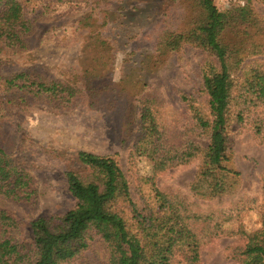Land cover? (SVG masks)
I'll return each mask as SVG.
<instances>
[{
	"label": "rangeland",
	"instance_id": "1",
	"mask_svg": "<svg viewBox=\"0 0 264 264\" xmlns=\"http://www.w3.org/2000/svg\"><path fill=\"white\" fill-rule=\"evenodd\" d=\"M21 1L27 17L36 20L28 39L37 52L36 61L22 60V65L29 66L14 61L3 68V74L14 78L30 69L54 79L61 73L75 76L82 68H90L96 93L79 94L82 97L65 111L56 110L49 102H38L20 111L23 130L38 144L35 150L18 154L30 160L38 200L27 205L0 196V208L21 218L27 228L39 217L64 216L76 205L66 172L73 169L83 176L88 173L75 160L69 161L70 155L86 151L117 158L128 192L121 182L115 209L130 231L141 234L139 216L152 213L165 217L160 207L167 200L187 215L200 216L192 226L202 237L200 260L192 263L186 247L176 248L171 264H240L239 252L251 236L259 234L264 245V136L256 134L254 118L231 124L233 166L241 177L236 189L220 198L209 200L192 191L199 159L156 172L154 164L137 149L145 100L170 146H181L195 138L203 145L208 143V139L197 136L193 106L184 97L194 98L195 107L208 115L202 71L214 57L189 44L171 52L160 47L166 36L186 28L194 16L191 1L131 0L127 7L137 6L138 13L120 18L111 15L106 23L99 11L91 15L94 0L62 4L56 0ZM214 3L225 14L246 8L253 12L255 22L245 23L241 17L235 34L228 38H252L247 42V57L241 56L245 69L234 71L237 93L245 72L248 75L255 67L264 70V54L252 55L257 51L253 42L260 43L264 38V0ZM44 12L47 17L41 18ZM98 33L105 47L100 46L101 41L91 40ZM91 44H99L101 52L95 54ZM5 85L1 83L0 91ZM257 113L264 116V109L259 108ZM11 117L0 122V143L14 154L19 131L15 115ZM162 236L172 242L178 238L179 228L170 222ZM106 253V246L96 241L81 257L66 264H103Z\"/></svg>",
	"mask_w": 264,
	"mask_h": 264
},
{
	"label": "trees",
	"instance_id": "2",
	"mask_svg": "<svg viewBox=\"0 0 264 264\" xmlns=\"http://www.w3.org/2000/svg\"><path fill=\"white\" fill-rule=\"evenodd\" d=\"M56 1L61 4L75 2ZM128 1L131 0H94L91 15L99 11L105 23L111 15L119 18L121 15L134 16L139 9L137 6L127 7ZM188 1L192 3L194 16L185 29L165 35L160 47L171 52L189 44L210 52L214 57L202 71L208 115H203L195 107L194 98L184 97L193 106L191 111L197 136L208 139V143L203 145L195 138L181 146H170L145 100L138 124L137 149L154 164L156 172L199 159L201 164L192 191L210 200L232 193L241 177L233 166L231 124L254 118L256 134L264 136V116L257 113L259 108L264 109V70L255 67L248 75L245 72L237 93L234 91V71L245 69L241 56L247 57L250 51L247 42L252 38H237L235 41L228 38L229 34H235L241 17L245 23L255 22L252 10L235 9L225 14L214 0ZM40 17H47V13ZM35 22L27 17L21 0H0V85L6 84V88L0 91V122L15 115L19 131L14 154L0 143V196L27 205L37 202L38 188L30 160L18 154L35 150L38 144L23 130L20 111L38 102H49L56 110L65 111L73 106L74 100L82 97L79 94L96 93L90 68H82L75 76L71 72L61 73L54 79L30 69L14 78L3 74V68L14 61L21 65L22 60L36 61L34 55L37 52L28 40L34 32ZM246 35L250 37L249 33ZM91 40L96 43L99 40L100 46L105 47L102 34H93ZM252 45L259 52L252 55L264 54V38ZM91 47L95 54L101 52L99 44H91ZM70 156L69 161L75 160L88 170L86 176L73 169L65 174L69 191L76 201L75 207L62 217H39L28 228L21 218L0 208V264H66L81 257L96 241L107 248L103 264H171L176 248L182 250L185 247L192 263L200 260L202 237L192 228L200 216L187 215L167 200L160 207L165 217L159 218L152 213L139 216L141 234L134 233L115 209L120 184L124 180L117 158L86 151ZM122 185L127 193V184L123 182ZM170 222L179 228V236L172 242L162 236ZM215 229L219 231L220 226L216 225ZM238 257L240 264H264V245L259 234L249 238Z\"/></svg>",
	"mask_w": 264,
	"mask_h": 264
}]
</instances>
